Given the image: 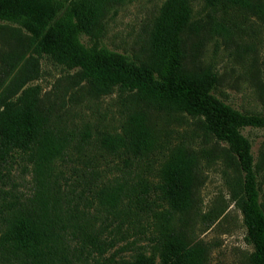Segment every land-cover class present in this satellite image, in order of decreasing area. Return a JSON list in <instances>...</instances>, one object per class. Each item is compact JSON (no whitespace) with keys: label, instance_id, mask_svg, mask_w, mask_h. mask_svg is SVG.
<instances>
[{"label":"trees","instance_id":"16d2710c","mask_svg":"<svg viewBox=\"0 0 264 264\" xmlns=\"http://www.w3.org/2000/svg\"><path fill=\"white\" fill-rule=\"evenodd\" d=\"M202 1L264 26V0ZM118 2L0 0V22L21 27L54 62L78 68L98 95L116 88L157 109L185 112L197 118L205 134L225 142L235 166L231 198L252 247L248 263L264 264L258 180L264 161L256 165L243 133L264 129V112L224 101L216 92L218 75L188 65L187 33L197 29L191 0L162 2L138 54L100 40L105 18ZM79 134L54 120L35 88L14 99L0 96V264H110L124 249L132 250L124 264H208L203 242H190L169 226L173 212L184 213L195 203L197 155L176 148L161 162L158 179L147 180L139 169L158 142L142 110L118 130L94 138L87 130ZM110 166L118 175L109 176ZM153 205L164 207L149 224L151 251L137 244V237L118 245L127 235L136 236L134 223Z\"/></svg>","mask_w":264,"mask_h":264},{"label":"rangeland","instance_id":"374dc122","mask_svg":"<svg viewBox=\"0 0 264 264\" xmlns=\"http://www.w3.org/2000/svg\"><path fill=\"white\" fill-rule=\"evenodd\" d=\"M163 1L120 0L105 18L101 42L130 54L143 52ZM191 4L197 29L187 33L188 65L216 73V92L224 101L244 111L264 112V26L254 18L246 20L236 11L214 8L202 0H191ZM27 87L35 88L59 125L78 136L85 130L92 138L102 131L118 130L134 111H145L158 142L152 156L139 169L147 180L158 179L161 162L176 148L188 149L198 157L193 208L184 213L173 212L169 226L190 242H203L209 252L208 264H249L252 247L244 238L242 214L231 198L235 181L233 157L225 142L205 134L197 118L182 111L157 109L135 94L116 88L98 95L78 68L54 62L21 27L0 22V96L14 99ZM243 133L250 140L255 163L260 167L264 161V129L245 128ZM92 151L98 155V149ZM110 171L111 177L119 173L114 166H110ZM263 172L258 175L262 203ZM163 207L153 205L152 210L143 212L134 223L136 236L127 235L118 245L137 237L136 243L144 245L149 253V224L157 220L155 216ZM131 253L132 250L120 251L115 256L116 264H124Z\"/></svg>","mask_w":264,"mask_h":264}]
</instances>
